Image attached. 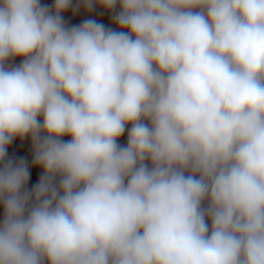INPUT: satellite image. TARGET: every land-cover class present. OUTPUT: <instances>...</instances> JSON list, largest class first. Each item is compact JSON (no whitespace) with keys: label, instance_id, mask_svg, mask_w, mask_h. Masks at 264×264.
Returning <instances> with one entry per match:
<instances>
[{"label":"clouds","instance_id":"clouds-1","mask_svg":"<svg viewBox=\"0 0 264 264\" xmlns=\"http://www.w3.org/2000/svg\"><path fill=\"white\" fill-rule=\"evenodd\" d=\"M0 264H264V0H0Z\"/></svg>","mask_w":264,"mask_h":264},{"label":"crops","instance_id":"crops-1","mask_svg":"<svg viewBox=\"0 0 264 264\" xmlns=\"http://www.w3.org/2000/svg\"><path fill=\"white\" fill-rule=\"evenodd\" d=\"M43 3L50 4L52 0H42ZM65 18L69 21L70 24H76L80 23L83 19L87 18H95L97 22L104 23L107 26H113L112 22L109 18V14L104 12V10L100 7H97V9L89 14H86L83 10H81L79 13H77L75 16L72 15L71 10H69L68 13H65ZM19 63V59L16 61ZM9 155L12 156H24L29 161L31 160V148H30V141L24 140L21 142L19 139L13 142V144L8 149ZM37 173L34 171L33 176L36 177Z\"/></svg>","mask_w":264,"mask_h":264},{"label":"trees","instance_id":"trees-1","mask_svg":"<svg viewBox=\"0 0 264 264\" xmlns=\"http://www.w3.org/2000/svg\"><path fill=\"white\" fill-rule=\"evenodd\" d=\"M35 178H36V177H35V176H33V179H34V180H35Z\"/></svg>","mask_w":264,"mask_h":264}]
</instances>
